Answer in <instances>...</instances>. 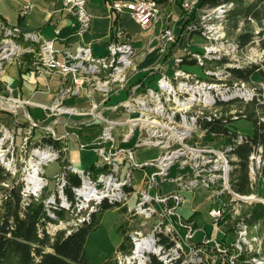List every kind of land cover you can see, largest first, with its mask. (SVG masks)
Instances as JSON below:
<instances>
[{
    "label": "built area",
    "instance_id": "2783aa9c",
    "mask_svg": "<svg viewBox=\"0 0 264 264\" xmlns=\"http://www.w3.org/2000/svg\"><path fill=\"white\" fill-rule=\"evenodd\" d=\"M61 1L65 10L75 16L79 25L78 34L88 30L90 16L86 11L87 0ZM106 1L107 10H111L118 18L119 27L113 32V39L106 45L103 55L95 56L90 47L84 44L73 50H58L54 46V40H44L36 32L24 34L16 26H6L0 20V76L6 64L12 61L19 64L21 55L29 54L33 56L35 72L48 75L56 73L63 83L56 99L48 106L33 104L28 99L12 95L10 90L6 94H0V110L14 117L12 124L19 123L17 115L21 111L29 128L41 130V138L46 136L52 140H64L60 142L58 149L51 145H38L32 149L24 177L19 178L23 183L21 196L24 199L38 198L42 192H48L45 211L54 218L56 211L65 212V220L55 224L47 222L46 230L49 234L61 228L68 233L70 228L86 221L103 201L118 204V207L124 208L125 214L132 212L129 215L132 219H151L146 231L141 227L134 228L130 224L132 219H127L131 228L128 233L131 249L116 253V264H150L152 257L161 264H233V252L242 251L248 243L249 223L239 209L250 196H243L230 187L228 171L235 160L231 153L232 146L228 143L221 149H212L204 144H197L194 137V133L199 130L200 120L222 115L221 107L216 105L218 102L235 99L232 96L234 87L224 89L223 93L227 96L225 100H221L213 90L215 78L228 75L229 69L219 74L207 72L204 60L214 56L220 59V55H208V50L201 55L183 52L180 56H168L170 48L178 41V35L171 28H161L152 34L151 43L154 41L155 45L145 49L147 52L155 49L157 58L160 59L155 67L158 75L154 88L148 87L143 80L131 83L130 78L139 69L134 64L135 51L131 41L121 29L120 17L126 13L142 31H146L160 23L161 10L156 0ZM195 30L200 35H205L196 24L187 26L186 32L190 34ZM24 43L27 45L23 46ZM184 56H189L199 66H203L205 76L199 77L188 72L184 68L186 64L182 63ZM169 61L172 71L167 76L163 71L168 67ZM69 77L72 84L66 86ZM260 87L263 88V85H259ZM257 88L241 87L239 90L242 98L239 99H251L258 94ZM81 92H85L88 100L84 108L64 104ZM122 92L126 94L124 99L109 103L112 96ZM261 95V99H264V92ZM28 105L40 107L45 112L46 119H54L52 125L39 126L44 120L39 122L32 119L29 112H26ZM121 112L126 113L122 121L112 117ZM226 114L234 120L238 119L236 112L226 111L224 115ZM61 116H67L68 120L72 116L86 117V123L99 122L100 135L92 142L84 144L74 134L78 148L93 149L97 154L98 164H92L83 170L68 164L66 155L69 133L58 135L54 129ZM61 124L68 126L70 123L66 120ZM121 127L124 130L119 131L118 128ZM29 132L22 138V147L27 144ZM13 135L14 130H9L0 123V167L8 171L11 177L17 171L12 156ZM130 142L133 146L128 144ZM143 146L152 148L156 155L142 166H137L133 149ZM253 158V155L249 157L250 162ZM55 161L59 162L62 169L49 181L44 167ZM64 162L66 163L62 165ZM172 166L175 168L171 171ZM133 170L141 173V185L138 190L126 191L127 188H132L130 178ZM180 170H185V173L181 174ZM69 174L75 175L79 184L70 187L68 193L66 189ZM159 184H174L175 189L163 194ZM218 184L226 193L231 194L228 200L229 216L236 220L234 239L228 245H222L223 242L211 238L192 219H184L178 211L185 200L183 193L200 185L212 190V204L216 207H211L207 215L217 231L221 225L220 219L225 214V205L220 203L222 190L215 188ZM133 192L136 193V198L130 210L127 203ZM197 234L201 235L199 239L196 238ZM261 263L257 258L251 260V264Z\"/></svg>",
    "mask_w": 264,
    "mask_h": 264
},
{
    "label": "rangeland",
    "instance_id": "374dc122",
    "mask_svg": "<svg viewBox=\"0 0 264 264\" xmlns=\"http://www.w3.org/2000/svg\"><path fill=\"white\" fill-rule=\"evenodd\" d=\"M244 1L245 3H249L252 0ZM156 2L158 4V8H160L161 10V20L160 23L154 25V28L148 31H142L139 26H137V24L134 23L131 19L125 18V15L122 16V19L124 18L122 27L124 30H126V32L129 33L135 51L139 52V50L144 46L145 40H147L148 37H152V34H154L159 29L171 28L173 29L175 34L178 35V41L176 45L170 48L168 56H180L181 54H183V52L187 54L198 53L199 55H201L204 54L206 50H208V55H220V59L217 56L205 59L204 63L207 72L211 71L217 72V74H219L221 72H224L225 70L228 71V69H239L253 64L260 65L264 69V50L260 48L258 40L256 38H254L252 42L246 45L238 46L236 42L238 34L249 32L251 30L256 35L259 33L258 31L261 30V27L257 25V23L252 21L251 26L245 28L244 23L241 22L236 30L231 31V24L224 15L226 10L229 9V5H223L226 6V8L220 9L218 8L219 6H210L209 0H156ZM102 3L103 0H87L88 11H91V13L89 12V14H93L96 11L100 10ZM105 8L107 9L106 4ZM3 14H6L9 19L15 20V15L12 14L11 10H9L6 0H0V15ZM190 23H195L196 26L204 32L205 35L203 36L195 34L194 36H191L190 34H188V32L186 31L187 26ZM21 32L24 34L31 33V31L26 30ZM153 45H155L154 41ZM183 49L185 50L183 51ZM154 67L150 68L148 72H146L147 76L151 77L152 80L147 84L150 88H154L156 80L155 78L157 77L156 72H158L157 70H154ZM184 68L188 72L193 73L199 77L205 76L203 74V69L199 65H184ZM4 71V75L2 76V78H0V81H4V83L10 82L11 85L13 83L17 84L19 80L17 66L14 63L10 65L6 64L4 67ZM171 71L172 64L169 61L168 67L163 72L168 76L171 74ZM154 74L156 75L154 76ZM258 83V77L256 75H253L249 82H245L241 79L237 80L232 76L225 74L223 75V77L215 78L216 85L215 87H213V90H215V92L219 94L218 96L221 100H225L227 96L225 97V93H223L224 89L229 86L234 87L232 96L235 99H239V97L242 98V96H240L239 90L241 87H243L244 89L259 87ZM256 93L260 94L259 97L262 98V92ZM120 94V96H114L112 102L124 99L126 97L125 92H122ZM43 97L44 96L42 95H36L33 100L40 103H48L49 101ZM243 108L244 103L240 102L238 104L232 105L231 107H227L226 111L228 113L236 111L239 112L240 110H243ZM28 112L30 114V117L37 121L41 120L42 117H44V112L36 107H29ZM259 112V117L263 118L264 120V109L260 110ZM4 114L6 113L0 110V123H2L4 127L9 128V130H14V152L12 156L15 159V170L17 171L15 176L11 178L19 180L20 177H24V174L26 172L25 168L29 163L28 160L30 157V153L32 152V149L38 146V142L42 134L40 132V129L37 128L36 130H33L28 127V124L24 122V117H22L21 111L17 115V120L19 121V123L17 124H12V120L9 118H5ZM125 117V112H121L119 113V116H117L119 121H122ZM43 125L44 122L40 123L39 126L43 127ZM50 125H52V123ZM228 126L231 131L237 132L240 135L242 134L249 137L252 136V124L245 118L231 121ZM68 130L70 131V133L68 135L69 150L67 152L70 156L71 167L83 170L92 164H98L99 161L97 159V154L93 152V149H78L77 141L76 143H73V140H77L74 136V134H76L80 136V141L84 144H86V142L94 141L101 132V126L99 125V122L94 121L93 123H87L84 126H71L68 128ZM56 131L58 133H61L63 131V125L57 124ZM28 132L29 138L27 140V144L22 147V138L27 135ZM194 134L197 144H204L206 147L212 149H221L223 145L228 143V141L223 138H212L202 130H197ZM128 144L133 146L132 142ZM153 152L154 151L152 148L146 146L133 149L135 165L142 166L143 163H145L151 156H153ZM7 155L9 156V154ZM253 157L254 158L251 159L249 165L250 167L248 174L250 177V181L256 182V171L260 166L262 159L259 156V152L253 154ZM234 162H237L236 158ZM44 168L45 175L49 181L52 180V177L55 173H58L62 169L59 162L57 161L48 163ZM174 168L175 167L172 166L170 170L172 171ZM180 172L181 174H183L185 173V170H180ZM130 179L133 185V189L138 190L142 181L141 173H139L138 170H133L132 177ZM159 188L160 192H163L164 194L169 193V191L172 190V187H166L165 184H159ZM215 188L218 191L222 190V193L220 194V203L225 205V214L222 219H220L219 224L221 225L219 226L217 231L213 227L212 219L208 218L207 216V211L213 206L212 200L214 197V192L202 185L195 187L190 191H187V193H183L185 200L182 203V206L179 208V213L186 220L191 216L196 226L200 228L204 227L205 232L210 235L211 238L217 240V242H223L222 245H228L229 242L234 239L233 233L235 232L234 230L236 227V220H234L233 217L229 216L230 207L228 206V200L231 194L229 195L223 189H221L220 184H218ZM135 198L136 193H131L127 203V207H129L130 210L133 208ZM258 201L260 200L251 195L249 199H246L242 204V208L239 209L240 213L245 214V212H247ZM131 213L132 212L125 215L113 207L107 209L103 213L99 228L95 231L90 232L84 245V250L90 262L98 263L103 261L106 257L115 254V250L121 241V236L116 233V229L120 224H123L126 219H132L129 217ZM150 220L144 221L139 217H134L130 224L134 228L141 227L143 231H146V229L150 226ZM248 226V243L246 244V247H243L242 251L233 252V264H251L252 258H257L260 262L262 261L261 264H264V224L259 220V222L249 224ZM227 233L230 237H233L230 239L229 237H225V234ZM221 238H224L225 240ZM221 260H223L222 255Z\"/></svg>",
    "mask_w": 264,
    "mask_h": 264
},
{
    "label": "trees",
    "instance_id": "16d2710c",
    "mask_svg": "<svg viewBox=\"0 0 264 264\" xmlns=\"http://www.w3.org/2000/svg\"><path fill=\"white\" fill-rule=\"evenodd\" d=\"M209 1L210 6L214 7L229 5V9L224 15L231 24V31L236 30L241 22L244 23L245 28L251 26L252 21L257 23L261 27L258 34L255 35L251 30L240 33L237 35L236 42L238 46H241L256 38L260 48L264 50V0H252L249 3H245L244 0ZM110 15L112 34L119 27V21L111 10ZM189 25L194 26L195 23ZM195 34L200 35L197 30L190 33L191 36ZM182 63L188 66L199 65L189 56L182 57ZM200 67L204 69L205 66ZM228 75L245 82H249L251 77L256 75L258 84L263 85V88L258 87L257 90L264 92V69L260 65L253 64L239 69L232 68L229 69ZM240 102L244 103V108L239 112L236 111V115L238 119L245 118L251 122L253 131L251 137L231 131L228 125L234 119L229 114L224 115L227 107ZM216 105L221 107L222 115L218 118L200 120L199 130L212 138H223L232 146L231 153L237 162H233L228 171L230 187L241 195H252L260 200L243 216L247 217L249 224L259 222V220L264 224V120L259 117V111L264 109V99L255 94L246 101L230 99L226 102H218ZM38 145H51L54 149H58L60 140H52L43 136L39 139ZM256 152H259L262 160L256 171V182H251L248 174L249 157ZM78 184L79 181L75 175L69 174L67 176L68 188L66 190L68 193L70 187ZM22 187L23 183L18 179L11 178L10 173L0 167V264H116L114 259L116 253L130 251L131 239L128 233L131 228L127 221L120 224L116 229V233L121 236V241L115 250V254L106 257L101 262L92 263L84 250L87 236L99 228L103 213L111 207L117 208L118 204L103 201L86 221L72 229L70 228L68 233L61 228L53 234H49L46 230L47 222L55 224L65 220V212L63 210L56 211L54 213L55 218L51 217L45 211L48 192H42L38 198L24 199L21 196ZM131 189V187L127 188L126 191ZM123 210L124 208L119 209L120 212ZM150 264L161 263L152 257Z\"/></svg>",
    "mask_w": 264,
    "mask_h": 264
},
{
    "label": "crops",
    "instance_id": "0c3cea01",
    "mask_svg": "<svg viewBox=\"0 0 264 264\" xmlns=\"http://www.w3.org/2000/svg\"><path fill=\"white\" fill-rule=\"evenodd\" d=\"M6 3L8 4L9 10H11L12 14L15 15L14 16L15 20L9 19V17L6 14L0 15V20L6 26H9V27L16 26L17 28L20 29V31L26 30V31H31V33L36 32L44 40H48V41L54 40V46L58 50H62V51L67 50V49L73 50L77 46L84 44L90 47L91 52L95 56L103 55L105 52L106 45L110 42L111 39H113L112 38L113 33L111 34V30H110L111 29L110 10H107L105 8L106 1L104 0L102 3V6L100 7V10L96 11L93 14H89V12L91 13V11H88L87 3H86V11H88V14L90 16V24H89L90 27L88 30L81 33V35L78 34L77 32L79 25L77 24V20L75 16L67 9L65 10L61 0H6ZM123 15H125V18H129L126 13H123L121 15L120 17L121 29L123 30L125 36L130 39L131 44H132V39L129 36V33L126 32V30H124L122 27L123 26L122 22L124 20V18L122 19ZM152 28H154V26H152L148 30ZM151 39L152 37L150 38L148 37L147 40H145L144 46L139 50V52L135 51L134 49L135 51L134 64L138 67L139 71L134 77L130 78L131 83L143 80L145 81V84L147 85L150 81H152L151 77H148L146 72H148L150 68H153L154 66L156 67L157 66L156 64L160 62V59L157 58L155 49L151 52L145 51L147 47L149 46L153 47V44L151 43ZM22 45L25 46L27 44L24 43ZM32 46L35 49L37 48L35 45H32ZM19 60H20L19 64L16 61H12V63H14L17 66V70H18L19 80L17 84L13 83L11 85L10 82L4 83V81H0V94H6L7 90H10L12 95H16L25 100L28 99L33 104H37L41 106L50 105L56 99L57 92L63 85L62 80H60L59 75H57L56 73L48 75L43 72L41 74H38L37 72H35V70H33V56L29 54L21 55ZM12 63H9V65ZM4 72L5 71L3 70V73L1 74L0 78H2V76L4 75ZM156 74H154V76ZM71 84H72L71 78L69 77L66 80V86H69ZM36 95L44 96L43 98H46L49 102L40 103V102L34 101L33 98ZM120 95L121 94L119 93V95H114V96H120ZM114 96H112V98L110 99L109 101L110 104H113L119 101L117 100V101L112 102ZM87 101L88 100H87V96H85V92H81L79 95H76L66 100L64 104L67 106L71 105V106H74L75 108L82 109L87 105ZM29 107H36L38 109H41L40 107L36 105H28L26 112H28ZM4 116L5 118H9L11 120L14 118L12 115L7 114V113L4 114ZM113 116L118 120L117 116H119V114L115 113L112 115V117ZM42 120H44L43 121L44 124L50 125L54 119L53 118L46 119L45 112H44V117H42V119L38 121L42 122ZM57 120L59 121V123L57 124H60V125H63L61 123L66 120L68 121V123H70L68 126L63 125V131L61 133H58L56 131V127H57V124H56L54 126V129H55L56 134L58 135H63L65 132L70 133L68 128L71 126H84L85 124H87L86 117L84 118V117L72 116L71 119L68 120L67 116H61ZM118 130L122 131L124 130V127L118 128ZM78 138L80 139L79 135H78ZM60 142L62 143L64 142V140H61ZM68 143H69V139H68ZM73 143H76V140H73ZM154 155H156L155 151L153 152V156H151L150 158L154 157ZM66 157H67L68 164L71 165L70 156L68 152H67ZM165 186L172 187L171 191L175 189L174 184L173 185L165 184ZM132 189H133V185H132ZM171 191H169V193ZM212 207H216V206L213 204ZM115 209L119 211L120 207L117 206V208ZM122 214H125L124 210L122 211ZM188 219H192L191 216ZM200 229H204V227ZM200 236L201 235L197 234L196 238L198 237L197 239H199ZM226 237H229V239L231 238L229 234H227ZM221 239H224V238H221Z\"/></svg>",
    "mask_w": 264,
    "mask_h": 264
},
{
    "label": "bare ground",
    "instance_id": "6f19581e",
    "mask_svg": "<svg viewBox=\"0 0 264 264\" xmlns=\"http://www.w3.org/2000/svg\"><path fill=\"white\" fill-rule=\"evenodd\" d=\"M31 174H33V173H31Z\"/></svg>",
    "mask_w": 264,
    "mask_h": 264
}]
</instances>
